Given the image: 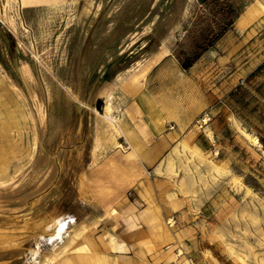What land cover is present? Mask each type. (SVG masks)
I'll return each instance as SVG.
<instances>
[{
  "label": "rangeland",
  "instance_id": "374dc122",
  "mask_svg": "<svg viewBox=\"0 0 264 264\" xmlns=\"http://www.w3.org/2000/svg\"><path fill=\"white\" fill-rule=\"evenodd\" d=\"M2 122L0 264H264V0H0Z\"/></svg>",
  "mask_w": 264,
  "mask_h": 264
},
{
  "label": "bare ground",
  "instance_id": "6f19581e",
  "mask_svg": "<svg viewBox=\"0 0 264 264\" xmlns=\"http://www.w3.org/2000/svg\"><path fill=\"white\" fill-rule=\"evenodd\" d=\"M110 103V100H107V101H105L104 102V106H103V109H104V111H105V115H104V119L105 120H107L109 123V125L110 126H112L113 124L115 125L116 124V122H115V120H114V118L111 116V114H110V109H111V105L109 104ZM102 109V110H103ZM103 111V112H104ZM96 112V111H95ZM102 115V114H101ZM100 115V116H101ZM10 116H11V114H10ZM16 132H17V126H16ZM12 137H13V134H12V131H11V129H10V126L6 123V122H2V123H0V138L2 139V141L3 142H5L7 145L6 146H8V147H11V148H14V152L16 153V152H18L19 151V148H18V146L16 145V143L15 144H13L14 142H13V140H12ZM126 140H128L127 138H126ZM254 140V139H253ZM2 147V146H1ZM0 147V148H1ZM8 151L9 150H4V147H3V149H0V164H3V156L4 155H6L7 153H8ZM4 162H5V159H4ZM146 210H148V208L146 209ZM150 220H156L157 222H159L160 221V219L159 218H157V219H154V218H151ZM63 225L61 224V225H57L56 226V228H57V230H60L61 229V227H62ZM159 227L161 228V229H164V231H167V229H165V227L163 226V224L160 222V225H159ZM55 228V229H56ZM58 237L59 235L57 234V232H55V233H53L52 235H51V237ZM59 264H68V263H66L65 262V259L62 261V262H60ZM103 264H105L104 262H103Z\"/></svg>",
  "mask_w": 264,
  "mask_h": 264
},
{
  "label": "crops",
  "instance_id": "0c3cea01",
  "mask_svg": "<svg viewBox=\"0 0 264 264\" xmlns=\"http://www.w3.org/2000/svg\"><path fill=\"white\" fill-rule=\"evenodd\" d=\"M252 6H254V5H252ZM252 6H251V8H252ZM251 8H248L247 9V12L245 11V12H243L242 13V15L237 19V23L238 24H244L247 20H249V18H250V11H251ZM112 127V126H111ZM122 131V133H123V135H124V138H125V140H126V138L128 139V140H126L129 144H130V141H129V137H128V132L127 131H125V130H123V129H121ZM131 148H132V145H131ZM133 149V148H132ZM141 200L144 202V207L143 208H141V211H142V213H154V214H156V212H159V210L157 209V207H155L154 205H152V203H151V201L148 199V198H146V196L145 195H142V193H141ZM131 207H133L134 209H135V206H133V205H130ZM148 208V210H146ZM150 217V215L149 214H146L143 218H144V221H147V219ZM117 258V257H116ZM84 258L82 257V260H83ZM104 260V259H103ZM122 261L123 260H121V262L120 263H118V262H116L117 264H123L122 263ZM105 264H108V262H106V260L105 261H103ZM69 264V263H68Z\"/></svg>",
  "mask_w": 264,
  "mask_h": 264
},
{
  "label": "trees",
  "instance_id": "16d2710c",
  "mask_svg": "<svg viewBox=\"0 0 264 264\" xmlns=\"http://www.w3.org/2000/svg\"><path fill=\"white\" fill-rule=\"evenodd\" d=\"M238 18V14L235 15L231 21L228 22L226 28L223 30V32L221 34H219L218 36H216L212 41L208 42V45H207V49L210 48L211 46H213V44L218 41L222 35L227 31V28H229L230 26H232V24L236 21V19ZM207 49H205L204 51H206ZM203 51V52H204ZM200 55H196L193 60L187 62L186 64L183 65V70L186 71V70H189L193 64L199 59Z\"/></svg>",
  "mask_w": 264,
  "mask_h": 264
},
{
  "label": "water",
  "instance_id": "95a60500",
  "mask_svg": "<svg viewBox=\"0 0 264 264\" xmlns=\"http://www.w3.org/2000/svg\"><path fill=\"white\" fill-rule=\"evenodd\" d=\"M102 103H103V102H102L101 100H98V101L96 102V109H97V110L100 109Z\"/></svg>",
  "mask_w": 264,
  "mask_h": 264
}]
</instances>
